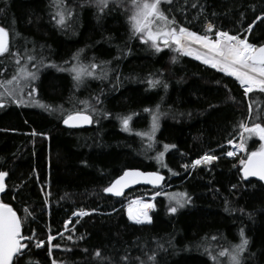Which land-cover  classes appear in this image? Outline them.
<instances>
[{"label":"trees","instance_id":"obj_1","mask_svg":"<svg viewBox=\"0 0 264 264\" xmlns=\"http://www.w3.org/2000/svg\"><path fill=\"white\" fill-rule=\"evenodd\" d=\"M126 2L100 12L94 0H64L72 16L61 27L54 19V0H0V26L9 30L10 51L44 61L32 81L34 100L54 109L17 104L9 97L0 108V171L8 172L2 199L21 217L22 232L34 236L22 264H51L53 259L58 264H126L121 259L125 255L129 264H139L135 257L146 261L153 253L156 264H213L205 246L215 253L238 244L241 229L249 240L243 264H264V185L242 179L237 160L224 155L226 143L242 131L240 121L251 126L259 114L258 122L264 124V94L245 97L234 78L172 47L161 45L157 52L142 43L132 36ZM193 2L197 7H191ZM163 7H170L179 24L199 34L208 22L230 34H241L253 23L248 41L264 43V20L257 19L264 16V0H174ZM78 52L85 65L108 62L101 65L107 78L87 77L77 88L69 72L52 66L71 67ZM16 68L15 57H0V80L11 78ZM96 71L101 73L100 68ZM149 79L161 83L152 88ZM28 91L26 87V101ZM157 105L162 115L153 142L136 132L151 130L144 109L155 110ZM74 110L87 111L93 123L64 126V117ZM134 113L132 131H124L118 117ZM261 143L258 136L248 138L245 158ZM165 144L176 147L165 151ZM161 152L162 162L157 159ZM205 153L216 155L217 162L183 167ZM127 169L166 176L163 188L169 189L156 196L149 225L130 222L125 205L158 191L141 187L121 199L104 193ZM185 192L190 202L171 213L168 194ZM80 210L90 214L73 217ZM49 232L55 237L52 244L60 245L52 248L51 256ZM36 240H44V247H34ZM97 250L103 260L95 256Z\"/></svg>","mask_w":264,"mask_h":264},{"label":"snow or ice","instance_id":"obj_2","mask_svg":"<svg viewBox=\"0 0 264 264\" xmlns=\"http://www.w3.org/2000/svg\"><path fill=\"white\" fill-rule=\"evenodd\" d=\"M95 3L99 11L103 12L110 4L122 3V0H95ZM54 4L57 8L54 19H56L57 25L64 27L66 26L67 20L72 16V11L64 6V0H54ZM173 4L174 0H128V11L130 12L128 22L132 36L138 37L142 43L148 44L157 52L162 50L161 45L165 48L172 47L174 51L181 55L193 56L204 65L224 73L226 76L233 77L239 82L245 97H248L254 92L264 94V43L259 44V46L256 43H250L247 36L241 38L240 34H230L229 31L216 28L211 22L205 25L204 34L192 31L188 27L178 23L176 17L171 15L170 7H163L164 5L172 6ZM185 4H187V0H185ZM191 7H197V3L193 2ZM201 11H203L202 8ZM241 17H243V14H241ZM257 19L264 20V16L258 17ZM253 27L254 24L250 23L244 29V32L251 33ZM6 54L15 57L17 68L11 78L0 80V89H3V91H0V108L5 105L3 98L9 97L17 104L36 103L46 110H54L49 105L40 104L39 101H35L33 96L36 90L32 85V81L38 79L39 68L45 66L43 59L41 58L37 61L35 55H30L27 52L24 54V57H21L19 52H11L9 30L0 26V57ZM22 59H26L27 64H22ZM72 60L75 63L69 68L56 65L52 66L58 67V71L69 72L77 88H79L87 77L107 78V70L103 69L101 65L108 62H101V64L91 62L85 65L80 60V52L75 54ZM34 61L35 63H33ZM65 63L70 62L66 61ZM29 64L35 70H30L28 67ZM98 68L101 69L100 74H97L96 70ZM147 83L150 87L156 88L160 85L161 81L158 79H149ZM26 87L30 89L27 93L29 97L27 101L24 99V89ZM164 87L166 88L167 85L165 84ZM225 87L227 86L225 85ZM96 99L99 102V98L97 97ZM229 99L234 100L233 97H229ZM83 103L87 105V102ZM252 111L253 105L250 100L248 104L249 121L252 120ZM144 112L149 113L151 117V130L148 132H136V135L141 137L147 136L150 141L154 142L155 132L159 128L162 113L160 112L159 105L156 106L155 110L145 108ZM105 115L108 114L105 113ZM133 115L136 114L118 117L124 131H132L130 122L133 119ZM256 121L251 123V126L244 121L239 122L238 128L242 130L240 143H235L233 140L228 141V144L232 145L233 148V150L225 153L228 157L236 156L238 152H247V139L253 135L258 136L260 141H264V124L258 122L259 114H257ZM63 123L69 127H76L93 123V117L85 110H74L66 114ZM32 134L36 135L35 132ZM149 146L151 147V144ZM163 147L167 151L176 146L165 144ZM163 157L164 152H161L157 159L162 162ZM217 159L218 157L216 155L205 153L191 165L185 164L183 167L185 169L189 167L195 169L197 166L210 165ZM240 164L242 165V179L246 180L249 177H257L260 181H264V143H261L258 150L247 153L246 158L240 160ZM7 177L8 172L0 171V193H4L6 190L5 180ZM163 180L164 177L158 172L125 171L122 176L104 188V192L120 197L123 196L124 189L132 184L144 182L154 186H160ZM235 187L236 185H233V188ZM162 194L164 193L156 192L152 199L154 200L156 196ZM168 196L171 205L169 211L171 213H176L178 208L184 207L191 199L186 192L168 194ZM173 201L174 204H171ZM154 207L155 205L151 202L140 199L133 200L128 205V218L136 224H150L152 217L149 214V210ZM24 211L28 215H31L27 208ZM89 214L83 210L73 213V215L79 217ZM70 223L71 221L69 220L64 224L66 231L69 230L68 224ZM239 236L240 242L238 244L222 246L215 253L205 246L204 251L210 257L213 264H243V257L248 249L249 240L246 238L243 229L240 230ZM33 238L34 236L25 235L22 232L21 217L17 215L13 207L8 203L0 201V264H22L21 257L27 255L25 249L30 251L29 244L33 242ZM54 239L55 237L49 232L47 235V244L49 245L47 251L49 256L52 254L53 247H60L59 244H52ZM67 239L72 240L73 238L69 235ZM80 239H83V237H80ZM44 245V240H36L34 243V247L36 248L44 247ZM158 247L163 248V245H158ZM66 251H71V249H66ZM95 256L101 260L104 259L98 250L95 251ZM121 259L126 264H129L128 255L123 256ZM135 259L139 264H156L155 253L148 255L146 261L140 257H135ZM28 264H32V261L29 260ZM51 264H58V262L53 259Z\"/></svg>","mask_w":264,"mask_h":264},{"label":"water","instance_id":"obj_3","mask_svg":"<svg viewBox=\"0 0 264 264\" xmlns=\"http://www.w3.org/2000/svg\"><path fill=\"white\" fill-rule=\"evenodd\" d=\"M64 124V123H63ZM91 124H83L81 126H76V127H69L67 125L64 124V126L66 127H69V128H80V127H88L90 126ZM126 171H142V172H156V171H144V170H141V169H127ZM125 172V171H124ZM123 172V173H124ZM123 173L120 175L122 176ZM161 176L164 177V180L161 182L160 186H154L152 184H148V183H144V182H141V183H138V184H132L130 186H128L127 188L124 189V194L123 196H120V197H116L114 195H112L111 193H106L105 194L107 196H110V197H113V198H117V199H121L123 198L127 193H129L130 191L134 190V189H137V188H141V187H146V188H151V189H154V190H162V187L164 186L165 182H166V176L164 174H161L159 173ZM241 174H242V171H241ZM119 176V177H120ZM119 177H117L116 179H118ZM115 179V180H116ZM114 180V181H115ZM250 180H254V181H257V182H260L264 185V181H260L257 177H249L248 179H246V181H250ZM113 181V182H114ZM7 182V178L5 180V183ZM6 191V190H5ZM5 192L4 193H0V201H2V197L4 196ZM4 202V201H2ZM5 203V202H4ZM10 205V204H9ZM11 206V205H10ZM18 215V214H17Z\"/></svg>","mask_w":264,"mask_h":264},{"label":"rangeland","instance_id":"obj_4","mask_svg":"<svg viewBox=\"0 0 264 264\" xmlns=\"http://www.w3.org/2000/svg\"><path fill=\"white\" fill-rule=\"evenodd\" d=\"M94 2H95V0H94ZM127 4H126V7L128 8V2H126ZM190 57H193V56H190ZM75 63V62H74ZM89 63H91V62H89ZM207 66V65H206ZM209 67V66H208ZM226 153V152H225ZM227 156V155H226ZM226 158H228V159H231L230 157H226ZM213 162H215V161H213ZM212 162V163H213ZM211 163V164H212ZM211 164L210 165H203V166H207V167H209V166H211ZM198 167V166H197ZM236 168V167H235ZM152 197H153V195H147V196H143V197H139V198H136V199H133V200H137V199H140V200H144V201H146V202H151V203H153V199H152ZM133 200H130V201H128V203L125 205V209H126V215H127V218H128V205H129V203L131 202V201H133ZM154 212L155 211V207L153 208V209H150L149 210V214L151 213V212ZM152 212V213H153ZM73 217H76L75 215L73 216ZM84 217V216H83ZM83 217H80V218H83ZM129 219V218H128ZM131 221V220H130ZM133 222V221H132ZM141 225H146V223L145 224H141Z\"/></svg>","mask_w":264,"mask_h":264},{"label":"bare ground","instance_id":"obj_5","mask_svg":"<svg viewBox=\"0 0 264 264\" xmlns=\"http://www.w3.org/2000/svg\"><path fill=\"white\" fill-rule=\"evenodd\" d=\"M194 47H198V46H194ZM81 128V127H80ZM231 158H234V156L233 157H231ZM245 180V179H244ZM246 181V180H245ZM154 190V189H153ZM155 191H158V192H161L160 190H155ZM105 193V192H104ZM106 195V194H105ZM107 196V195H106Z\"/></svg>","mask_w":264,"mask_h":264}]
</instances>
